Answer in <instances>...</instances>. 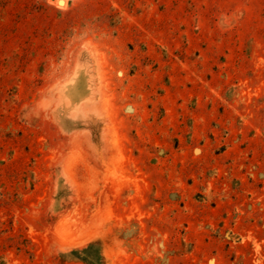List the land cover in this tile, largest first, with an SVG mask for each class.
Here are the masks:
<instances>
[{
    "label": "rangeland",
    "instance_id": "obj_1",
    "mask_svg": "<svg viewBox=\"0 0 264 264\" xmlns=\"http://www.w3.org/2000/svg\"><path fill=\"white\" fill-rule=\"evenodd\" d=\"M0 264H264V0H0Z\"/></svg>",
    "mask_w": 264,
    "mask_h": 264
}]
</instances>
